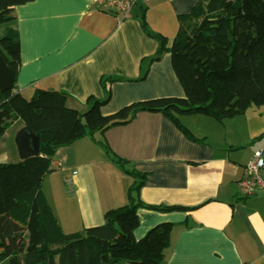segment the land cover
<instances>
[{
    "label": "crops",
    "instance_id": "obj_1",
    "mask_svg": "<svg viewBox=\"0 0 264 264\" xmlns=\"http://www.w3.org/2000/svg\"><path fill=\"white\" fill-rule=\"evenodd\" d=\"M197 1L137 3L125 18L94 0H33L18 6L11 24L20 36L14 91L26 100L38 89L62 92L66 106L80 114L90 107V97L108 99L103 115L149 99L182 98L170 54L149 63L159 42L142 30L141 20L170 48L179 17ZM254 108L223 122L180 116L195 141L161 113H137L94 140L84 137L59 148L42 190L46 184L63 220L71 222L73 213L84 229L101 225L107 210L127 204L136 180L110 160L117 157L128 162L126 170L145 176L138 191L143 204L185 208L137 210L136 240L159 224L173 225L161 264H264V192L244 199L238 185L253 153L262 150L264 157V106ZM23 127L17 121L0 136V164L21 161L14 140Z\"/></svg>",
    "mask_w": 264,
    "mask_h": 264
},
{
    "label": "trees",
    "instance_id": "obj_2",
    "mask_svg": "<svg viewBox=\"0 0 264 264\" xmlns=\"http://www.w3.org/2000/svg\"><path fill=\"white\" fill-rule=\"evenodd\" d=\"M32 1L0 0V55L15 76L20 68V36L11 26L13 12ZM141 25L159 42L149 63L170 54L182 98L149 99L103 115L101 107L108 99L90 97V107L80 114L66 106L62 92L38 89L29 100L15 87L0 92V136L21 121L39 137L37 156L0 164V264H161L173 225L159 224L136 240L137 210L185 208L143 204L138 191L145 176L126 170L127 161L110 157L123 173L136 179L128 189L127 204L107 210L101 225L66 234L42 191L43 179L53 171L56 150L84 137L94 140L95 134L128 124L140 112L161 113L195 141L180 116L201 115L223 122L252 106H264V0H198L189 14L179 17L170 48L165 38L149 33L144 19ZM97 143L106 155L110 153L106 144Z\"/></svg>",
    "mask_w": 264,
    "mask_h": 264
},
{
    "label": "built area",
    "instance_id": "obj_3",
    "mask_svg": "<svg viewBox=\"0 0 264 264\" xmlns=\"http://www.w3.org/2000/svg\"><path fill=\"white\" fill-rule=\"evenodd\" d=\"M150 0H94V3L110 9L117 15L125 18L137 3L146 4ZM76 172L73 173V175ZM239 190L242 197L250 198L258 192H264V157L262 150H256L248 160L244 175L239 181Z\"/></svg>",
    "mask_w": 264,
    "mask_h": 264
},
{
    "label": "water",
    "instance_id": "obj_4",
    "mask_svg": "<svg viewBox=\"0 0 264 264\" xmlns=\"http://www.w3.org/2000/svg\"><path fill=\"white\" fill-rule=\"evenodd\" d=\"M15 74L13 69L0 55V92L10 91L14 87ZM15 145L21 160L39 154V137L27 127L21 128L15 136ZM191 221L189 220V223Z\"/></svg>",
    "mask_w": 264,
    "mask_h": 264
},
{
    "label": "rangeland",
    "instance_id": "obj_5",
    "mask_svg": "<svg viewBox=\"0 0 264 264\" xmlns=\"http://www.w3.org/2000/svg\"><path fill=\"white\" fill-rule=\"evenodd\" d=\"M3 30V26H0V36H1V32ZM30 98H28L27 100H29ZM255 106H252L251 108H253L252 110H254ZM14 125V124H13ZM12 125V126H13ZM20 125V124H19ZM10 133L11 135H13L15 129L13 128H10ZM12 143V142H11ZM16 146V145H15ZM13 148H14V145H13ZM59 150V149H58ZM56 150V152L58 151ZM101 150V149H100ZM16 151H17V148H16ZM56 152L54 154V156L56 155ZM18 153V152H17ZM53 156V158H54ZM19 158V157H18ZM19 160V159H18ZM18 160H12V161H18ZM19 162V161H18ZM17 162V163H18ZM11 163H14V162H11ZM16 163V162H15ZM53 168V167H52ZM57 173L58 171L54 170V173ZM130 182V181H129ZM42 191H45L46 192V195L48 197V202L50 204V208H52V212L53 214H55V218L57 219V222L59 224V226L61 227L62 231L66 234H69L71 232H76V231H82L84 228H83V225L82 223L79 221V218L77 217V215H71L70 219H71V222H67L65 220H63V217H62V214H60L61 210H58L57 209V206L56 204L54 203V200H53V197L51 195V192L49 190V188L47 187V185L45 184L44 187H43V190Z\"/></svg>",
    "mask_w": 264,
    "mask_h": 264
}]
</instances>
